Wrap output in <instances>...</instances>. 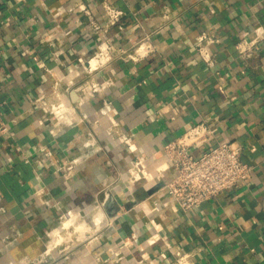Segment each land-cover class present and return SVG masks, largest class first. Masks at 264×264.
Returning a JSON list of instances; mask_svg holds the SVG:
<instances>
[{
    "label": "crops",
    "instance_id": "crops-1",
    "mask_svg": "<svg viewBox=\"0 0 264 264\" xmlns=\"http://www.w3.org/2000/svg\"><path fill=\"white\" fill-rule=\"evenodd\" d=\"M202 33L220 37L213 66ZM103 43L111 58L91 70ZM55 85L76 119L44 110ZM0 110V264H264V0H0ZM200 122L216 130L206 148L236 141L253 169L185 212L158 153ZM140 158L146 183L131 181ZM65 218L86 230L57 243Z\"/></svg>",
    "mask_w": 264,
    "mask_h": 264
},
{
    "label": "built area",
    "instance_id": "built-area-1",
    "mask_svg": "<svg viewBox=\"0 0 264 264\" xmlns=\"http://www.w3.org/2000/svg\"><path fill=\"white\" fill-rule=\"evenodd\" d=\"M86 14L91 16V11L88 8H82ZM107 11L110 15L112 24H116L121 19L123 12L115 9L114 7L107 6ZM89 26L96 32L100 31L102 27L92 19ZM196 46L200 53V56L209 65L213 66L216 63L214 56L213 45L220 43V37L202 33L197 37ZM111 46L109 44H101L98 51L88 60V67L98 68L105 62L109 61L111 55L109 54ZM239 52L246 58H250L257 53L259 47L257 46L256 40L244 41L238 45ZM93 58H96L97 64L93 66ZM107 84V83H105ZM104 83L93 84L91 90L86 91V88H82L89 94H94L99 89L104 88ZM53 94L57 100L50 102L49 106L44 107V110L50 114L56 116V123L59 120L69 121L75 118V113L72 108L67 106L63 101V97L60 96L57 86L53 87ZM44 91L41 96L37 99L45 105ZM87 94V93H86ZM65 104L66 108L60 111L61 106ZM112 117V128L118 125V122L114 118L117 113L115 108H107ZM48 119L45 117L42 119V123ZM76 119V118H75ZM111 128V129H112ZM9 131V126L5 121L3 112L0 110V135L5 134ZM215 129L209 126L205 122L197 123L192 126L183 135L174 140L166 143L162 150L158 153L166 158L168 168H173V176L168 180L164 188L168 193L175 199L176 207L182 209L185 212L192 211L198 208L201 204L206 201L212 200L220 195L222 192L233 188L241 181L249 180L251 177L253 167L242 160V145L236 141L224 140L217 145L211 147H205L206 143H209L215 134ZM51 132L56 134L57 129L51 128ZM129 149L131 151L136 150L134 144L130 143ZM203 147V151L200 154L195 152L196 148ZM59 158H56L58 161ZM67 165L66 169L71 170L74 166L72 163L74 160ZM143 174L144 177L141 179L138 175ZM131 181L136 183H146L153 179L152 173L147 169L146 164L140 158L137 159L134 167L130 170ZM159 234L153 235L149 239V243H154L159 239ZM164 257L165 254H163ZM182 264H187L186 255L179 258Z\"/></svg>",
    "mask_w": 264,
    "mask_h": 264
},
{
    "label": "bare ground",
    "instance_id": "bare-ground-1",
    "mask_svg": "<svg viewBox=\"0 0 264 264\" xmlns=\"http://www.w3.org/2000/svg\"><path fill=\"white\" fill-rule=\"evenodd\" d=\"M92 63H93V66H96V64H97V60H96V58H93V61H92ZM65 108H64V104L61 106V108H60V111H62V110H64ZM133 165V164H132ZM162 166V165H161ZM163 169V168H162ZM138 177H140L141 179L144 177V175L141 173L140 175H138ZM148 210V209H147ZM71 215H72V213H71ZM72 225V219H70V218H67V219H65L64 220V222H63V224H62V229H69L70 228V226ZM99 225V224H98ZM82 227H83V225L81 226H78L77 228H75V230H78V231H81V230H79L80 228L82 229ZM85 229V228H84ZM59 230V229H58ZM56 232V234L59 236V237H63V235H62V232L60 231V232H58V231H55ZM81 232H85V230L83 231H81Z\"/></svg>",
    "mask_w": 264,
    "mask_h": 264
},
{
    "label": "rangeland",
    "instance_id": "rangeland-1",
    "mask_svg": "<svg viewBox=\"0 0 264 264\" xmlns=\"http://www.w3.org/2000/svg\"><path fill=\"white\" fill-rule=\"evenodd\" d=\"M64 108H66V105L64 104ZM66 219V218H65ZM64 219V220H65ZM81 224H77V223H74V221L72 220V225L70 226V228L69 229H65L63 232H68V234L69 235H64V234H62L63 235V237L61 238V237H59L58 235H57V239H56V242L57 243H60V242H62L63 240H65V239H68V237L70 236V234H71V231H72V229H73V232L74 231H78V230H75V228H77L78 226H80ZM82 226V225H81ZM85 228V229H84ZM79 230H86V226L85 227H82V229L80 228ZM81 231H78V232H81Z\"/></svg>",
    "mask_w": 264,
    "mask_h": 264
}]
</instances>
